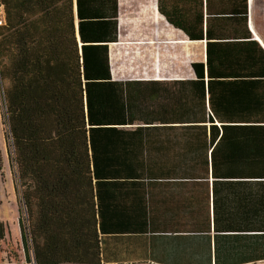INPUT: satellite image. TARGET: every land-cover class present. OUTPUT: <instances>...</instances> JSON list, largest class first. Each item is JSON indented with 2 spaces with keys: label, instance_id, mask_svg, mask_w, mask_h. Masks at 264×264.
Wrapping results in <instances>:
<instances>
[{
  "label": "crops",
  "instance_id": "crops-1",
  "mask_svg": "<svg viewBox=\"0 0 264 264\" xmlns=\"http://www.w3.org/2000/svg\"><path fill=\"white\" fill-rule=\"evenodd\" d=\"M114 5L116 31L104 39L111 77L148 81L120 85L133 106L126 127H146L124 136L146 178L130 208L144 213L143 227L115 235L121 259L105 264H264V179L234 174L264 166L233 162L264 153V131H209L264 125V0H82L80 14L104 8L109 18ZM73 13L80 43L75 4ZM127 25L149 31L127 42ZM127 47L129 70L118 62ZM202 124L206 132L194 128Z\"/></svg>",
  "mask_w": 264,
  "mask_h": 264
},
{
  "label": "trees",
  "instance_id": "trees-1",
  "mask_svg": "<svg viewBox=\"0 0 264 264\" xmlns=\"http://www.w3.org/2000/svg\"><path fill=\"white\" fill-rule=\"evenodd\" d=\"M0 2L5 11V24L0 25V98L27 214V226L19 218L25 260L32 262V250L35 264L119 262L113 238L142 229L144 213H131L130 208L144 196L139 189L146 178L124 137L146 127H126L133 106L124 103L120 85L148 81L111 77L104 39L109 28L116 31V7L109 18L102 8L93 12L98 16L84 19L82 0ZM84 26L96 40H86ZM192 67L203 82V71H198L202 63ZM194 128L207 131L205 124ZM215 130L264 131V125L222 124L219 129L211 123L209 131ZM233 157L235 164L264 166L262 152ZM234 174L264 179V171Z\"/></svg>",
  "mask_w": 264,
  "mask_h": 264
},
{
  "label": "rangeland",
  "instance_id": "rangeland-1",
  "mask_svg": "<svg viewBox=\"0 0 264 264\" xmlns=\"http://www.w3.org/2000/svg\"><path fill=\"white\" fill-rule=\"evenodd\" d=\"M130 5L129 11L135 13L136 3ZM148 31L146 27L127 25L123 29V35L125 41L129 42L135 37L144 36ZM129 59L130 53L127 47L126 52L118 60L119 65L129 70ZM141 64L144 65V60ZM10 151L11 148L7 139V124L4 120V110L0 98V204L1 201H4V205L0 206V228H2V232L0 231V263L30 264L25 260L19 223V218H22L23 225L27 226V214L25 206L21 205L22 196L14 176L15 165L12 163ZM29 254L31 257V250Z\"/></svg>",
  "mask_w": 264,
  "mask_h": 264
},
{
  "label": "built area",
  "instance_id": "built-area-1",
  "mask_svg": "<svg viewBox=\"0 0 264 264\" xmlns=\"http://www.w3.org/2000/svg\"><path fill=\"white\" fill-rule=\"evenodd\" d=\"M5 24V11L3 4L0 2V25Z\"/></svg>",
  "mask_w": 264,
  "mask_h": 264
},
{
  "label": "water",
  "instance_id": "water-1",
  "mask_svg": "<svg viewBox=\"0 0 264 264\" xmlns=\"http://www.w3.org/2000/svg\"><path fill=\"white\" fill-rule=\"evenodd\" d=\"M2 101V100H1ZM12 163L15 165V162L12 160ZM15 170H16V166H15ZM21 205L24 207L25 205H24V202H23V200H22V198H21ZM27 232H28V230H26ZM31 254H32V262L30 263V264H35V260H34V257H33V252H32V250H31Z\"/></svg>",
  "mask_w": 264,
  "mask_h": 264
}]
</instances>
